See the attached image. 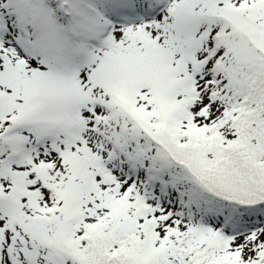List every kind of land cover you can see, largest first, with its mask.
<instances>
[{"label":"snow or ice","instance_id":"obj_1","mask_svg":"<svg viewBox=\"0 0 264 264\" xmlns=\"http://www.w3.org/2000/svg\"><path fill=\"white\" fill-rule=\"evenodd\" d=\"M0 264H264V0H0Z\"/></svg>","mask_w":264,"mask_h":264}]
</instances>
